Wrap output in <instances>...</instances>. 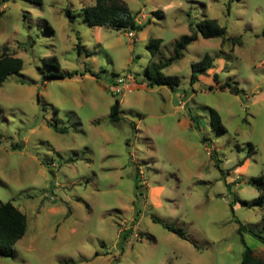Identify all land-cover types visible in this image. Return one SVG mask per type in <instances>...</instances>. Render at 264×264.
<instances>
[{
  "label": "rangeland",
  "instance_id": "1",
  "mask_svg": "<svg viewBox=\"0 0 264 264\" xmlns=\"http://www.w3.org/2000/svg\"><path fill=\"white\" fill-rule=\"evenodd\" d=\"M123 1L142 30L90 26L96 0H0V57L23 61L0 87V202L28 220L0 264H241L239 222L264 228V209L241 203L258 199L264 176V0ZM204 19L242 45L200 35L164 70L176 90L146 87L147 66ZM206 54L214 64L192 85ZM52 55L59 70L44 63ZM58 71L75 75L48 77Z\"/></svg>",
  "mask_w": 264,
  "mask_h": 264
},
{
  "label": "trees",
  "instance_id": "2",
  "mask_svg": "<svg viewBox=\"0 0 264 264\" xmlns=\"http://www.w3.org/2000/svg\"><path fill=\"white\" fill-rule=\"evenodd\" d=\"M31 3L42 4L43 0H23ZM70 15V12H68ZM1 15V13H0ZM86 20L92 27H109L116 30H122L126 32L140 31L141 28L138 25L135 15L130 10L128 4L123 0H96L93 6L86 9ZM51 33H54L53 29L48 26ZM204 39H221L223 43L232 42L233 46L242 45V38H228L227 29L222 27L215 19H204L197 23L195 27L191 25L190 34L184 35L174 44V54L161 64L151 62L147 66L145 72L146 87H168L171 90H176L180 85V79L177 76H168L164 73V70L173 64L179 62L184 58L185 50L188 46L193 44L199 39V36ZM264 36V32L262 34ZM162 39L151 40L148 44V48L151 55L156 56L162 47ZM214 58L210 54H206L200 61L193 63L191 84H195L199 81L201 73L207 71L214 64ZM44 63L47 66L59 70L61 68L60 62L55 55L44 58ZM23 68V61L21 58L16 57L14 54L7 52L3 53L0 57V87L6 81V79L15 73H18ZM74 73L55 72L51 73L48 77L51 79H65L73 78ZM93 76H96L92 74ZM217 75L215 80L217 79ZM98 78V77H97ZM220 89H230L231 92H235L228 84L220 86ZM213 119L216 123H213L214 127L219 128L221 131H225V127L221 122L219 114L215 110H211ZM110 120L114 123L120 122L122 116L120 114V101L117 100L111 108ZM243 165V162L239 164ZM137 189H140L139 177H136ZM254 185L260 191L258 199L253 203L248 201H242L244 206L257 205L264 209V176L254 180ZM232 212L234 213V203L230 204ZM156 222H160L155 219ZM168 230L177 233L181 238L187 239L186 235L177 231L171 226H165ZM28 230V220L26 215L14 206L11 202H0V257H15L14 246L20 241ZM264 230V228H263ZM263 230L260 232H254L249 230L248 227L239 222L238 233L241 237V242L245 247V251L242 255L241 264H264V256H257L256 253L248 246L245 234L250 232L261 244L264 245Z\"/></svg>",
  "mask_w": 264,
  "mask_h": 264
},
{
  "label": "built area",
  "instance_id": "3",
  "mask_svg": "<svg viewBox=\"0 0 264 264\" xmlns=\"http://www.w3.org/2000/svg\"><path fill=\"white\" fill-rule=\"evenodd\" d=\"M126 82H127V79L125 77L118 79V84H125ZM118 84L115 85V92L117 94L121 93V91H122L121 87H119Z\"/></svg>",
  "mask_w": 264,
  "mask_h": 264
}]
</instances>
